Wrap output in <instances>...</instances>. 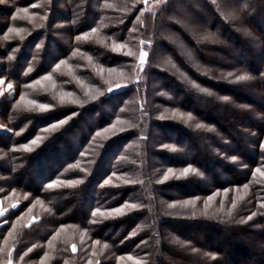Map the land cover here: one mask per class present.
Wrapping results in <instances>:
<instances>
[{"label": "trees", "instance_id": "trees-1", "mask_svg": "<svg viewBox=\"0 0 264 264\" xmlns=\"http://www.w3.org/2000/svg\"><path fill=\"white\" fill-rule=\"evenodd\" d=\"M1 77L0 264H264V0H0Z\"/></svg>", "mask_w": 264, "mask_h": 264}, {"label": "snow or ice", "instance_id": "snow-or-ice-1", "mask_svg": "<svg viewBox=\"0 0 264 264\" xmlns=\"http://www.w3.org/2000/svg\"><path fill=\"white\" fill-rule=\"evenodd\" d=\"M147 2V0H145V3ZM33 7H35V5H33ZM23 11H27V9H23ZM13 19H15V17H13ZM9 31H12V29H9ZM93 32H95V29H93ZM77 39H80V37H77ZM141 43H143V41L141 42ZM119 47H123V45H119ZM129 55H131V53H129ZM146 55H147V53H144V52H141V54H140V66H141V68L143 67V64H144V61H145V57H146ZM11 58V57H10ZM61 63H63V61L61 62ZM57 67H59V65H57ZM113 71H114V69H113ZM229 76H232L233 74L232 73H229L228 74ZM47 78V77H46ZM235 79H236V81L237 82H244V81H249L250 79H252V77H249V76H247V75H237L236 77H235ZM4 83V81L3 80H0V84H3ZM119 87H121L120 85H117V88H119ZM193 87H199L198 85H193ZM8 88L9 89H11L12 88V85L11 84H9L8 85ZM201 92H205L206 90L204 89V88H200L199 89ZM111 91H113V89H111V88H109V92H111ZM208 95H212V93L211 92H209L208 93ZM22 99H23V97H21ZM221 99H223V100H227L228 98L227 97H222ZM241 107H244V106H241ZM189 119L191 118V117H188ZM61 123H63V122H61ZM53 127H55V125H53ZM196 127L197 128H201V127H203L202 125H200V124H197L196 125ZM97 135H99V133H97ZM36 141L34 140V141H32V143H35ZM260 148L262 149V150H264V142H261V144H260ZM232 160L233 161H235L236 160V157L235 156H233L232 157ZM195 172V169H190V168H185V169H183V171H182V173H181V175L183 176V175H187L189 172ZM255 172H261V168H256L255 169ZM168 173H173V169H171V168H169L168 169ZM262 174H264V173H262ZM177 178H179V177H177ZM169 179V175L168 174H165V176H164V180H168ZM109 183V181L108 180H105L104 181V184H108ZM48 187L49 188H51L52 187V185L50 184V185H48ZM245 187H247V185H245ZM212 197H209V199H211ZM185 203H190V202H185ZM132 207H135L134 205L132 206ZM169 207H173V205H169ZM115 211H117V212H119L120 211V209H116ZM96 212H93L92 213V216H96ZM249 219H251V217H249ZM97 243H98V241H97ZM75 245H73V251L75 252ZM29 251H31V249H29ZM27 253H25V255H26ZM21 259H23V257H20ZM214 258V257H213ZM9 264H11V261H9Z\"/></svg>", "mask_w": 264, "mask_h": 264}, {"label": "rangeland", "instance_id": "rangeland-1", "mask_svg": "<svg viewBox=\"0 0 264 264\" xmlns=\"http://www.w3.org/2000/svg\"><path fill=\"white\" fill-rule=\"evenodd\" d=\"M156 7H158V4H155V5H154V8H156ZM1 78H5V81H6V77H1ZM6 83H7V82H6ZM9 84H11V83H8L7 86H8ZM11 85H12V84H11ZM7 86H6V88H8ZM9 90L13 91L12 88L9 89ZM4 91L6 92V90H5L4 88L2 89V85H1V86H0V94H1V96L5 93ZM0 128H1V129H4L2 126H0ZM192 141H193V140H192ZM20 203H21V202H19V201H17V202L15 201V202H13L12 204H10V206H8V207H3V205L0 203V217L6 212V210H8L9 208L17 207L18 205H20ZM33 219H34V221H35V220H38V219L35 218V217H33Z\"/></svg>", "mask_w": 264, "mask_h": 264}, {"label": "crops", "instance_id": "crops-1", "mask_svg": "<svg viewBox=\"0 0 264 264\" xmlns=\"http://www.w3.org/2000/svg\"><path fill=\"white\" fill-rule=\"evenodd\" d=\"M0 80H3L4 81L3 84H0V86L2 85V89L4 88L6 90V92H9V88H6V86H7L8 83H6L5 78H0ZM0 97H1V94H0Z\"/></svg>", "mask_w": 264, "mask_h": 264}]
</instances>
